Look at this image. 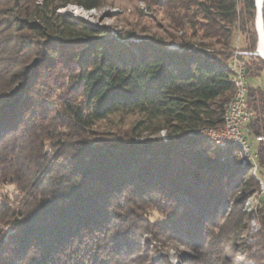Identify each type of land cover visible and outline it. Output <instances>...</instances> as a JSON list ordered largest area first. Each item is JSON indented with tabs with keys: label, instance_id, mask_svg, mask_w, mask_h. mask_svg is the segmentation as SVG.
Here are the masks:
<instances>
[{
	"label": "trees",
	"instance_id": "obj_1",
	"mask_svg": "<svg viewBox=\"0 0 264 264\" xmlns=\"http://www.w3.org/2000/svg\"><path fill=\"white\" fill-rule=\"evenodd\" d=\"M103 2L0 0V187L15 190L0 193V264H152L170 246L246 264L253 212L264 230L255 0H146L166 35L60 11ZM237 52L256 172L198 133L224 123Z\"/></svg>",
	"mask_w": 264,
	"mask_h": 264
},
{
	"label": "rangeland",
	"instance_id": "obj_2",
	"mask_svg": "<svg viewBox=\"0 0 264 264\" xmlns=\"http://www.w3.org/2000/svg\"><path fill=\"white\" fill-rule=\"evenodd\" d=\"M67 15H73L88 22L108 25L115 33L118 29L138 31L141 35H166L162 30L161 7H148L146 0H104L103 5L96 9L86 10L81 6L70 4L60 10ZM264 79V74H263ZM131 120V119H130ZM130 120L128 122H130ZM165 137V132L161 133ZM255 172V170H254ZM258 179L264 180L263 176ZM14 187L5 185L0 187V193H13ZM257 203V201H256ZM253 246V257L246 264H259L255 258L264 255L263 245L264 230L256 213H252L250 230L247 236ZM184 246H170L151 254L152 264H191L193 259L184 260L182 255L187 250ZM195 264V263H194Z\"/></svg>",
	"mask_w": 264,
	"mask_h": 264
},
{
	"label": "built area",
	"instance_id": "obj_3",
	"mask_svg": "<svg viewBox=\"0 0 264 264\" xmlns=\"http://www.w3.org/2000/svg\"><path fill=\"white\" fill-rule=\"evenodd\" d=\"M233 65L238 66V80L242 84V92H238V101L232 102L230 112L224 116V126L221 130L213 129H201V132L210 134L215 138H219L222 141L230 142L231 139L243 140L246 143H250L253 147L252 142L246 134L247 125L253 120L254 113L249 108L248 93H249V77L247 69V61L245 58H241L239 55H249L248 52H237ZM239 54V55H238ZM256 54V52H254ZM264 140V134L257 137V141ZM253 163L255 169H259L258 155L253 148ZM264 185V180H262Z\"/></svg>",
	"mask_w": 264,
	"mask_h": 264
},
{
	"label": "bare ground",
	"instance_id": "obj_4",
	"mask_svg": "<svg viewBox=\"0 0 264 264\" xmlns=\"http://www.w3.org/2000/svg\"><path fill=\"white\" fill-rule=\"evenodd\" d=\"M259 2V7H261V12H260V18H259V29L260 31L263 32V17H262V7H263V3L264 0H258ZM260 53L264 55V35L262 36L261 42H260ZM232 80L234 83V91L232 94L231 99L227 102L226 104V109H225V114H227V112H230L231 106H232V102H237L238 101V92H242V84L240 83V81L238 80V66L237 65H233L232 66ZM224 126V123L221 126H217V127H206V128H202V129H213V130H221V128ZM201 130V129H200ZM199 130V134L205 137H208L209 139H211L217 146H219L220 148H224V149H228L230 147H235L238 146L241 150H240V155L242 156V160L244 163H246L247 161H253V147L250 143H246L243 140H238V139H231L230 142L228 141H222L219 138H215L213 136H211L210 134L201 132ZM257 171V169H255V172ZM261 184H262V189L264 190V185L262 183V180L260 179Z\"/></svg>",
	"mask_w": 264,
	"mask_h": 264
},
{
	"label": "water",
	"instance_id": "obj_5",
	"mask_svg": "<svg viewBox=\"0 0 264 264\" xmlns=\"http://www.w3.org/2000/svg\"><path fill=\"white\" fill-rule=\"evenodd\" d=\"M255 3H256V10H257L255 25L258 26L259 25L261 7H259L258 0H255ZM263 35H264V31L262 32V31L259 30V39H258V46H257V50H256V55H258V56H260V57H262L264 59V55L260 53V42H261V39H262Z\"/></svg>",
	"mask_w": 264,
	"mask_h": 264
},
{
	"label": "crops",
	"instance_id": "obj_6",
	"mask_svg": "<svg viewBox=\"0 0 264 264\" xmlns=\"http://www.w3.org/2000/svg\"><path fill=\"white\" fill-rule=\"evenodd\" d=\"M256 29H257V31H258V34H259V26H256ZM263 31H264V27H263Z\"/></svg>",
	"mask_w": 264,
	"mask_h": 264
}]
</instances>
